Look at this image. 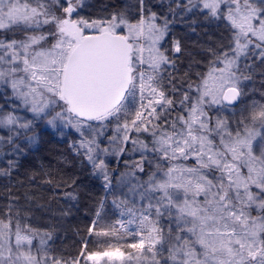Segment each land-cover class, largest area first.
<instances>
[{"label":"snow or ice","instance_id":"6c2138e0","mask_svg":"<svg viewBox=\"0 0 264 264\" xmlns=\"http://www.w3.org/2000/svg\"><path fill=\"white\" fill-rule=\"evenodd\" d=\"M86 7L0 0V175L37 142L40 124L74 130L70 148L102 179L119 218L103 224L98 210L79 252L64 256L50 247L53 232L22 223L27 213L9 204L0 264H264V100L232 111L251 79L242 60L264 64V0H170L167 14L135 0L96 18ZM187 14L230 33L196 79L176 75L169 52L181 53L180 41L164 47Z\"/></svg>","mask_w":264,"mask_h":264},{"label":"rangeland","instance_id":"374dc122","mask_svg":"<svg viewBox=\"0 0 264 264\" xmlns=\"http://www.w3.org/2000/svg\"><path fill=\"white\" fill-rule=\"evenodd\" d=\"M119 1L120 0H85V4L87 5V7L83 9L82 15L96 18L97 16L106 14V12L112 11L113 6L122 7L125 4L135 3V0H122V3H120ZM149 3L151 5V2ZM190 32H192V34L195 36L194 38H191L192 34H190ZM229 38L230 33L225 28L223 22H209L202 16H192L191 14H187L177 16L174 23L170 24V32L166 37L164 47L171 50L172 40H179L181 43L182 52L175 54L171 51L169 52L170 55H174L176 57V66L179 70L176 75L183 76V74L188 71L192 78L196 79L197 72H207L208 70V63L212 59V56L209 53L208 49H215L220 44L226 45ZM244 64H251L252 67L250 69H247L244 67ZM241 68L242 71H244L245 75L251 76V79L243 81L244 94L240 97L239 103L236 106L232 107V111H235L237 115H239L240 111L245 109V107L249 105L253 100H264V64H261L259 60H256L254 64L250 60H242ZM225 114L230 113L226 112ZM63 131L65 134L61 135L59 130L47 127L45 124H40L38 127H36L35 133L38 137L37 142L28 145L25 148L23 155L15 158L16 166L11 169L12 171L10 172V174L1 175L6 177L9 181H13V177H19V179L16 181L20 184L19 186L22 187H20V190L18 191L19 195L12 188H8L7 190H0V194H2L1 196H4L3 198L5 201L4 203H0V214H4L6 212L7 206L9 204L18 207V205L16 204V200L18 199V208L22 210V215L24 213H27V215L24 216L23 219L29 220L25 221L26 224L30 225L32 228H37L39 227V225L45 227L44 224H47V222H42L41 219L39 220L37 212L39 213V215L48 212L49 203H44L37 198L34 199L35 196H40V193H42V191H40L39 193L40 189L31 184L35 181V183L45 182L46 179H42L44 176H48L50 178V175H52L50 167L55 163H60L58 165V167H60L58 168V172L60 173L64 181H67L66 177L69 175L71 177H75L77 175L75 174L74 168L71 170L64 169L65 166L74 164L75 162H77L78 164H84V170L82 169L81 171L87 172V174L85 175H87L88 179L102 181L101 178H98L93 174L91 166L86 161H83L82 157L77 156L70 148L69 145L74 140L78 139V136L74 133V130L64 129ZM105 143L107 142L105 141ZM58 156H62L64 160L58 158ZM55 157H57L58 159L56 158V160L53 161ZM106 161L111 169H117L110 166V164L117 165L118 162L115 157H106ZM121 163L122 167L118 169L119 171L124 170L123 162ZM3 167H8L7 160L0 158V169H3ZM116 174V172L113 173V175ZM56 177L53 176L52 179ZM32 179L36 180L30 182ZM58 179L59 181H61L60 178ZM40 185L38 186L40 187ZM63 188L64 191H67L68 187ZM59 190L62 191L61 189ZM126 191V188H121L116 193V195L119 196L121 193ZM68 192H74L76 195V199H66L67 204H62L60 203L61 201L59 202V204L56 203L58 211L55 215H58V218H60L57 219L56 225L60 224L63 218L72 220V217H74L76 214L75 208H77L78 210L81 209L83 210L82 212L85 213L86 211H89L91 213L90 214L88 212V214L91 215L89 226L91 225V222L96 219V215H94V213H96L98 210L101 211L103 217L101 223L103 224L113 223L117 218H119L118 210L115 209L112 204L113 196L106 192L105 188L103 197L99 202L95 204H86L85 201L84 203H82V199L80 198L81 193L75 189L68 190ZM28 197H31V199H29ZM101 202H103L104 205L102 209L100 207ZM69 205L72 209H70ZM92 214L94 218H92ZM13 218H15L14 213ZM5 219L7 218L5 217ZM66 224L67 226H70L71 222L68 221ZM59 246H61V249H63L62 244H59ZM54 252L58 255L67 256L65 252L63 253L62 250L58 248L57 250H54ZM33 253H35V248H33ZM70 256H72V253L70 254Z\"/></svg>","mask_w":264,"mask_h":264},{"label":"trees","instance_id":"16d2710c","mask_svg":"<svg viewBox=\"0 0 264 264\" xmlns=\"http://www.w3.org/2000/svg\"><path fill=\"white\" fill-rule=\"evenodd\" d=\"M119 2L122 3V0H120ZM149 2H151L150 6L152 7L153 11L158 12V14H167V5L170 2V0H149ZM190 34H192V32H190ZM9 35H11V34H9ZM16 35H17V38H19V36L21 34L17 33ZM192 37L194 38L195 36L192 34L191 38ZM56 158L57 157H55L53 159V161L56 160ZM58 158H61L64 160V158L62 156H60V157L58 156ZM121 162L117 163V165L110 164V166H112L113 168L120 169L122 167ZM59 164L60 163H55L53 166L50 167L51 172H52V175H50V178H52L53 176L54 177L58 176L56 178H53L54 182L59 181L58 178H60L61 181H64L62 179V176L58 172V168H60V167H58ZM62 168H64V167H62ZM73 168L75 169L74 171H75V174H77V175L75 177H71L70 175L66 177V179H67L66 182L72 185L71 187L67 188V191L75 189L78 192H80L81 193L80 198L82 199V203H84V201L86 204H95V203L99 202L101 200V198L103 197V194H104L103 182L100 180L98 181L95 179H88L87 175H85V174H87V172L81 171L82 169L84 170V164H81V163L78 164L77 162H75L74 164L65 166L64 169L65 170H71ZM3 169H7V168L3 167ZM48 178H49L48 176L47 177L44 176L42 179L47 180ZM18 179H19V177L18 178L13 177V181H9L6 177L0 175V190H3V189L7 190L8 188L9 189L12 188L19 195L18 191L20 190V187H22V186H19L20 184L16 181ZM35 180L32 179L30 182H33ZM73 181H75V183H72ZM35 182H33L31 185L38 187L40 189L39 193H40V191H42V193H40V196H35V197L32 196V197H34V199L37 198L44 203L45 202L49 203V207H48L49 214H48V212H45V214L39 215V213L37 212V215L39 216V220L41 219L42 222L43 221L47 222V224H44L45 227H42L39 225V227L34 228V229H39L41 232H44V231L53 232V239L50 242V247L53 250H57V248H58V249L62 250L63 253L65 252V254L67 256H70L71 253H72V256L76 255L81 248L82 238H86L88 235L87 229L89 227V220H91V218H90L91 213L89 211H86V213H87L86 214L85 212H82L83 210H81V209L78 210L77 208L73 207L76 209V214L74 217H72V220L62 217L63 218L61 220L62 222L60 221L61 223L56 225L57 219H60V218H58V215H55L56 212L58 211L56 203L59 204V202L61 201L60 203L67 204L66 199H68V198L66 196H64V192H65L64 188L61 187L60 189L62 191H60L59 189H56L54 187V185H50V184L45 183V182H43V183H35ZM38 185H40V187ZM1 195L2 194H0V203L1 202L4 203L5 202L4 198H3L4 196H1ZM16 204L19 207L18 199L16 200ZM15 207H17V206H15ZM70 209H72L71 206H70ZM88 212L90 214H88ZM84 213H85V215H84ZM95 214L96 213H94V215ZM0 218L5 219V215L0 214ZM92 218H94L93 214H92ZM13 219L15 220V218H13ZM14 220H13V223H15ZM25 221H29V220H26V219L22 220V223L26 224ZM68 221L71 222L70 226H67V224H66ZM12 239H13V243H14V237ZM35 243H37V241H34V244ZM59 244H62L63 249H61V246H59Z\"/></svg>","mask_w":264,"mask_h":264},{"label":"water","instance_id":"95a60500","mask_svg":"<svg viewBox=\"0 0 264 264\" xmlns=\"http://www.w3.org/2000/svg\"><path fill=\"white\" fill-rule=\"evenodd\" d=\"M239 101H240V99L238 101H236L233 106H236L239 103Z\"/></svg>","mask_w":264,"mask_h":264}]
</instances>
